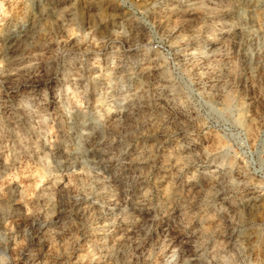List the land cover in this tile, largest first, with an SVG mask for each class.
I'll return each mask as SVG.
<instances>
[{"label": "rangeland", "instance_id": "374dc122", "mask_svg": "<svg viewBox=\"0 0 264 264\" xmlns=\"http://www.w3.org/2000/svg\"><path fill=\"white\" fill-rule=\"evenodd\" d=\"M0 264H264V0H0Z\"/></svg>", "mask_w": 264, "mask_h": 264}, {"label": "bare ground", "instance_id": "6f19581e", "mask_svg": "<svg viewBox=\"0 0 264 264\" xmlns=\"http://www.w3.org/2000/svg\"><path fill=\"white\" fill-rule=\"evenodd\" d=\"M256 1H257V0H256ZM261 2H262V1H261ZM250 201H251V200H250ZM255 201H256V200H255ZM249 203H251V202H249ZM251 204L253 205L254 203H251ZM251 204H250V205H247V206H251V207H252V205H251ZM254 205H255V204H254Z\"/></svg>", "mask_w": 264, "mask_h": 264}]
</instances>
